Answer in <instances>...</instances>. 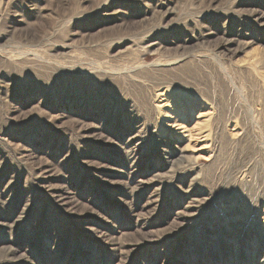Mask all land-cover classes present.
I'll return each instance as SVG.
<instances>
[{
    "label": "rangeland",
    "instance_id": "1",
    "mask_svg": "<svg viewBox=\"0 0 264 264\" xmlns=\"http://www.w3.org/2000/svg\"><path fill=\"white\" fill-rule=\"evenodd\" d=\"M163 1L0 0V264H264V0Z\"/></svg>",
    "mask_w": 264,
    "mask_h": 264
},
{
    "label": "bare ground",
    "instance_id": "2",
    "mask_svg": "<svg viewBox=\"0 0 264 264\" xmlns=\"http://www.w3.org/2000/svg\"><path fill=\"white\" fill-rule=\"evenodd\" d=\"M159 4L160 6H165L164 7V13L166 16H171L173 14V9L171 6H168L166 4L165 1L163 0H159ZM106 10V9H105ZM106 12V11H105ZM108 13V12H107ZM108 16V18L113 17L114 15H106ZM256 18L255 21L258 22L261 26L264 27V12H260V13H256ZM106 19V18H105ZM235 28H232L233 30H235L236 33H234L232 31V29H225L224 32H230V33H234L237 35V40L239 42L242 41V38H249L248 36H242L244 35V31H245V27L242 26V24L237 28L236 26H234ZM105 32V31H104ZM103 35H105V33H103ZM103 37V36H102ZM158 37V36H157ZM157 37H152L150 38L147 42H149L150 45H154V44H158L159 42H156L155 39H157ZM249 40V39H248ZM248 40H246V43L243 44H247ZM251 41V40H250ZM231 42V40H225L226 44H229ZM243 42V41H242ZM185 46V45H184ZM187 48V47H186ZM184 53V52H183ZM185 56V57H183ZM182 57H176V58H172V60H161V61H156L154 62V65L158 68L160 67H173L176 66L178 63H180V61L184 60L187 56L183 55ZM139 68V66H132L131 69L129 71H136ZM185 101V100H184ZM183 101V102H184ZM182 104V102H180ZM185 105V102H184ZM168 106V105H166ZM180 109L182 111H176L175 109H173L171 112H168L165 116V119L163 122H166V125L173 128L175 130V132L172 134V140L176 141L179 143L178 146H176V149L179 150L180 155L184 156V157H188L189 159L195 160L199 157H201L202 153L205 152V150H208V145L207 142L199 145L197 144V150L200 151H195L189 152V148L191 147V142L201 139V140H206L208 134L204 133V131L199 130V128H196L195 130L192 128L187 127L183 122L178 121L176 118H178L179 115H182V113L184 112L183 109L184 107L180 105ZM211 117V112L210 110L206 109V111H200V114L198 115V120L196 122L197 125H200L201 122H207L209 121ZM140 144V143H139ZM195 145V144H194ZM187 153V154H186ZM57 195H61L63 196L64 193H57Z\"/></svg>",
    "mask_w": 264,
    "mask_h": 264
}]
</instances>
